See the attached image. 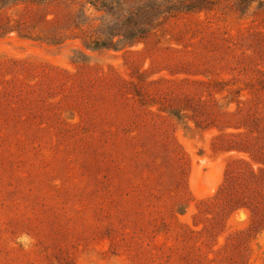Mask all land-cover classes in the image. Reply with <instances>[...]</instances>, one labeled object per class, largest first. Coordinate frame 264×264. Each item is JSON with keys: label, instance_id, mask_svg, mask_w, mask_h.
I'll return each instance as SVG.
<instances>
[{"label": "rangeland", "instance_id": "obj_1", "mask_svg": "<svg viewBox=\"0 0 264 264\" xmlns=\"http://www.w3.org/2000/svg\"><path fill=\"white\" fill-rule=\"evenodd\" d=\"M0 264H264V0H0Z\"/></svg>", "mask_w": 264, "mask_h": 264}]
</instances>
